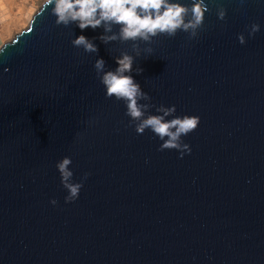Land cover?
I'll use <instances>...</instances> for the list:
<instances>
[{
    "label": "water",
    "instance_id": "1",
    "mask_svg": "<svg viewBox=\"0 0 264 264\" xmlns=\"http://www.w3.org/2000/svg\"><path fill=\"white\" fill-rule=\"evenodd\" d=\"M206 3L195 39L105 43L120 25L57 24L49 5L0 48V264H264V0ZM80 36L98 51L74 47ZM125 54L145 118L172 106L166 120L200 118L183 159L106 97L94 65L114 71ZM65 157L83 183L73 203Z\"/></svg>",
    "mask_w": 264,
    "mask_h": 264
},
{
    "label": "clouds",
    "instance_id": "2",
    "mask_svg": "<svg viewBox=\"0 0 264 264\" xmlns=\"http://www.w3.org/2000/svg\"><path fill=\"white\" fill-rule=\"evenodd\" d=\"M241 5L245 0H240ZM54 5L53 14L57 17V24L67 25L70 22H78V27L83 31L89 27L93 30L108 25L106 32H111V25H120L119 36L101 37L108 43L119 38L122 41H135L137 39L150 42L152 37L158 34H166L168 37H175L177 30L189 33L191 39L198 35L197 30L204 25L205 14L210 12L206 0H192L191 9L181 6L179 3H171L169 0H45L43 7ZM138 9L144 14H138ZM191 13V18L185 20V16ZM219 20H224L226 11L221 8L217 12ZM260 31L259 24L249 26V37H255ZM239 43L244 45L246 38L243 34L238 37ZM74 47H83L85 51L97 52L96 46L89 42L86 37L80 36L72 41ZM6 47L0 49L3 54ZM151 51V50H149ZM118 67L114 71L104 72L105 62L103 59L96 61L94 67L101 84L106 89L108 99L115 98L116 101H123L126 106L125 115L131 121H138L135 126L137 134H143L150 129L163 143L160 145L161 152L165 150H177L180 158L183 159L185 153L191 154V147L181 142L182 136H187L196 131L200 124L198 116L184 115L172 120L165 117L176 112V107H161L158 112L163 115H149L145 118V112L150 107L149 104H140L139 100H149L150 97L141 91L130 73L133 70V58L123 55L116 60ZM142 69H137V74H142ZM103 73L102 75H100ZM72 160L68 157L57 162L56 168L61 176V184L67 190L66 203L75 202L80 195L83 183H71L73 172L69 170ZM88 174H85L84 179ZM53 205L57 204L52 200Z\"/></svg>",
    "mask_w": 264,
    "mask_h": 264
},
{
    "label": "rangeland",
    "instance_id": "3",
    "mask_svg": "<svg viewBox=\"0 0 264 264\" xmlns=\"http://www.w3.org/2000/svg\"><path fill=\"white\" fill-rule=\"evenodd\" d=\"M10 1V0H9ZM14 9L12 11L13 15L15 16V18L17 17L18 20L20 21L19 26L16 28V30L11 34V36L9 38H5V42H10L12 41L18 34H20L22 31L26 30L29 27V24L33 18V16L42 8V6L45 3V0H14ZM19 6H23V7H19ZM15 9H17V11L15 12L17 15H15L14 11ZM27 12V13H26ZM31 13L30 15V22H27L26 18H21L19 17L20 15L23 14H28ZM8 13V21L9 19L12 17L9 12ZM16 18V19H17ZM11 20V19H10ZM1 18H0V27H1Z\"/></svg>",
    "mask_w": 264,
    "mask_h": 264
},
{
    "label": "crops",
    "instance_id": "4",
    "mask_svg": "<svg viewBox=\"0 0 264 264\" xmlns=\"http://www.w3.org/2000/svg\"><path fill=\"white\" fill-rule=\"evenodd\" d=\"M9 0H0V18H1V27H0V48L4 45L5 42V38H9L11 36V34L6 33L4 31L6 24L8 22V13H7V2ZM30 1V0H29ZM19 7H23V6H19ZM17 11V9H15L14 13ZM18 12V11H17ZM15 15H17L15 13ZM19 17L23 18L22 15H20ZM17 18V17H16Z\"/></svg>",
    "mask_w": 264,
    "mask_h": 264
},
{
    "label": "bare ground",
    "instance_id": "5",
    "mask_svg": "<svg viewBox=\"0 0 264 264\" xmlns=\"http://www.w3.org/2000/svg\"><path fill=\"white\" fill-rule=\"evenodd\" d=\"M14 4H15L14 3V0H10V1L7 2V11L12 16L10 18L11 20L9 19V21L7 22L6 27L4 29V31L6 33H8V34L9 33L10 34L13 33L16 30V28L19 26V23H20V21L18 20V18L16 19L15 16L13 15V13H12V11L14 9ZM30 15H31V13L29 12L28 14H23L22 16L27 19V22H30ZM8 18L9 17H7V19Z\"/></svg>",
    "mask_w": 264,
    "mask_h": 264
}]
</instances>
